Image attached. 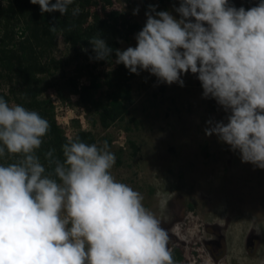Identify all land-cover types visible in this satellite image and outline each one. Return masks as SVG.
<instances>
[{"label":"clouds","instance_id":"obj_1","mask_svg":"<svg viewBox=\"0 0 264 264\" xmlns=\"http://www.w3.org/2000/svg\"><path fill=\"white\" fill-rule=\"evenodd\" d=\"M30 3L41 14L80 13L75 0ZM174 11L179 19L150 5L136 46L116 49L115 63L181 87L182 75H196L203 97L228 113L227 123L208 121L206 135L264 169V0L249 9L229 0H180ZM88 40L96 60L110 57L100 34ZM49 131L37 111L0 96V161H11L0 162V264H177L168 231L143 195L113 176L108 143L69 138L62 159L51 148L44 163L38 151Z\"/></svg>","mask_w":264,"mask_h":264},{"label":"rangeland","instance_id":"obj_2","mask_svg":"<svg viewBox=\"0 0 264 264\" xmlns=\"http://www.w3.org/2000/svg\"><path fill=\"white\" fill-rule=\"evenodd\" d=\"M122 10L135 14L145 24L149 6L156 11H174L180 0H134ZM230 5L249 9L259 0H229ZM136 35V34H135ZM135 35L121 42V50L135 47ZM60 51H67L63 45ZM184 86L168 85L147 71H140L132 82L135 103L132 116L137 125L96 128L98 136L110 134L114 148L125 147L128 137L140 145V153L131 159L127 153L122 164L115 162L111 172L116 180L139 191L146 208L161 220L168 231L171 246L182 250L177 264H264V169L243 163L238 151L222 142L215 134L208 136V121L227 123L228 113L212 98L203 97L201 82L191 72L182 75ZM71 97L69 109H63L62 126L77 115ZM61 117V115H59ZM64 123V124H63ZM87 129L90 123L86 116ZM73 127V126H72ZM66 132L73 135L71 130ZM219 225L226 230V255L220 263L213 262L204 245L208 226ZM254 231L260 237L257 251L246 249L247 235Z\"/></svg>","mask_w":264,"mask_h":264},{"label":"trees","instance_id":"obj_3","mask_svg":"<svg viewBox=\"0 0 264 264\" xmlns=\"http://www.w3.org/2000/svg\"><path fill=\"white\" fill-rule=\"evenodd\" d=\"M134 4V0H75L73 7L78 6L80 13L73 17L71 7L68 15L41 14L39 5L30 0H0V96L10 104L37 111L49 122L50 131L38 151L42 162L43 153L51 148L62 159L61 146L76 137L89 144L106 141L118 165L127 153L131 159L138 157L140 145L132 137L126 148L113 150L111 135L98 136L95 131L115 126L129 132L131 127L122 125L128 118L137 125L132 116L136 74L115 63V50H121V42H129L145 25L122 10V5L130 9ZM49 25L63 31L52 33ZM98 34L113 49L106 60L95 59L88 40ZM61 45L67 51L64 54ZM52 95L63 103H72L71 97H75L86 111L90 128L83 129L79 120H73L75 132L67 133L56 119ZM172 253L175 261L182 259L180 247Z\"/></svg>","mask_w":264,"mask_h":264},{"label":"flooded vegetation","instance_id":"obj_4","mask_svg":"<svg viewBox=\"0 0 264 264\" xmlns=\"http://www.w3.org/2000/svg\"><path fill=\"white\" fill-rule=\"evenodd\" d=\"M208 237L203 239V245L210 257L215 263H220L226 255V230L219 225L208 226L205 230ZM251 238V243L248 244V239ZM260 237L254 231H251L246 238V249L248 251H257L259 247ZM171 244V241H170ZM176 245H170L172 252L176 248Z\"/></svg>","mask_w":264,"mask_h":264},{"label":"built area","instance_id":"obj_5","mask_svg":"<svg viewBox=\"0 0 264 264\" xmlns=\"http://www.w3.org/2000/svg\"><path fill=\"white\" fill-rule=\"evenodd\" d=\"M82 82H85V80H82ZM52 100H53V103H54V105L56 107V119L58 120L59 124L62 125V123L60 122V119H65V117L62 115L61 112H62L63 109H69V102H64L63 103L55 95H52ZM76 110H77V115L75 117H71L72 119H69V120H79L80 123H81L82 128L83 129H87L86 111H85L84 107L78 104L76 106ZM59 115H61V117ZM69 122L70 121H66L65 125H63V127L65 129L67 128L68 130H71L72 133L74 134L75 130L73 129L72 125H70Z\"/></svg>","mask_w":264,"mask_h":264},{"label":"water","instance_id":"obj_6","mask_svg":"<svg viewBox=\"0 0 264 264\" xmlns=\"http://www.w3.org/2000/svg\"><path fill=\"white\" fill-rule=\"evenodd\" d=\"M251 240H252L251 238H249V239H248V244H250V243H251Z\"/></svg>","mask_w":264,"mask_h":264}]
</instances>
